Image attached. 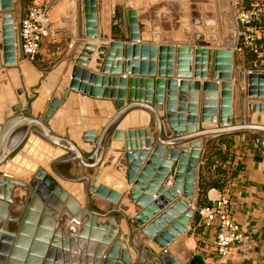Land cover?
<instances>
[{"label": "crops", "instance_id": "obj_1", "mask_svg": "<svg viewBox=\"0 0 264 264\" xmlns=\"http://www.w3.org/2000/svg\"><path fill=\"white\" fill-rule=\"evenodd\" d=\"M19 1L20 5L7 13L10 14V16L8 15L11 20L9 25L5 26L4 19L0 17V46L2 45V48L0 47V128L8 118L27 111L30 115L42 119L49 104L48 100L60 99L69 90L73 67L79 66L96 76L93 85L95 94L85 95L77 91H70L54 114L55 116L53 115L51 124L56 132L60 133L63 129L71 128L74 132L80 131L83 138L85 136L86 139H90L117 110L114 101L119 97L114 100L99 96V93L104 89L101 84L104 77L109 80V88H118L113 83L114 79L117 81L119 78L126 77L129 81L134 80L133 85L127 87V93L122 97L125 103L129 101V92H132L138 100H144L149 97V90L152 91V103L154 97L166 99L167 82L170 79L177 80V78L175 75H160V71L163 69L164 71L172 70L173 74L175 72L173 59L171 68L160 66L162 61L160 56L162 54L169 56L170 54L168 51L161 50L163 46L175 48V52L171 53L172 56H177L176 50L179 46H189L195 50L205 51L206 53L199 56L196 53L193 55V75L187 80L195 81L201 87L204 82L208 81L220 84V97L222 94L221 84L224 81L212 79L210 67L213 54L209 58V53L217 48L233 51L235 64L230 82L233 84V90L236 91L235 98L238 101L236 111L238 114L245 113L246 122L255 120L256 115L260 114L264 124V111L256 110V112L249 108L251 104H263L264 100L249 97L247 82L239 80L242 70L246 72V75L250 72L264 74V56L258 54L262 59L258 65L255 60H247V52L245 53L240 47L239 31L243 27L236 16L238 8L248 9L244 7L245 3L250 2L251 7L256 0H37L40 4L49 6L51 25L55 34L41 45L36 58L30 63L23 58L20 46L18 24L26 12L22 6V0ZM260 1L264 3V0ZM176 4L180 5V15L175 20H171V6ZM205 14L217 26L202 29ZM164 21H174L177 29L172 33L164 30ZM193 23L197 29L190 30L191 27H195L192 26ZM257 23L261 24V27ZM256 25L259 30L257 42L262 48L264 46V12ZM4 26L8 29H5ZM197 33L203 37L197 39ZM211 35L215 36L217 40H209L208 36ZM133 36H137V39H133ZM197 58L199 59L196 60ZM203 58H206V61ZM163 61L168 62V60ZM198 65L201 69H197ZM203 65L206 66L205 70L202 69ZM196 72L206 73L207 76H197ZM150 83L152 87H149ZM201 87H199L200 94ZM118 90L121 89L118 88ZM32 95L35 96V99L32 102H25L24 98H29ZM241 102L244 105H241ZM16 103L21 105V110L13 109ZM166 113L164 108L162 117H165ZM174 114L177 119L187 120V125L197 124L201 128L199 116L182 114L177 111ZM56 115L59 117L65 115L66 119L57 120L58 116ZM20 125L21 122L14 123L8 128L9 140H12L14 135L21 130ZM55 125L57 127H54ZM77 126H81L82 129L78 130ZM206 126L215 127L213 124ZM118 128L123 131L128 129L146 130L147 134L142 138L136 137L135 140H145L150 141L151 144H157L153 117L146 110H133L124 118ZM162 133L165 138H174L168 123L163 126ZM261 136L262 133L257 131L234 133L231 146L234 164L240 162L243 164V170L228 187L223 190L213 188L207 192L209 203L219 198L225 191L229 192L232 199L231 215L241 225L248 240L244 244L234 245L225 261L218 260L214 254L216 226L202 224L196 203V215L191 220L188 231L167 246V250L177 264H190V260L194 256L202 258L201 264H264V147L260 143ZM68 137L86 153L90 154L93 151L95 146L91 143L93 141H89L88 146L91 149H87L77 139L72 136ZM125 140L123 138L112 141L110 138L101 165L94 168L95 176L101 178L105 174H110L113 165L117 164L120 169L118 177H120V173H124L126 179L130 166L134 165L132 180L136 179L140 171L137 162L143 166L148 160L152 148L128 151L125 148ZM188 145L185 143L176 148L181 150ZM172 148L174 147L166 146L168 152ZM48 150H52L53 153L50 151L45 157L41 152H38L36 157L38 159L40 155L44 156L43 160H40L44 165L49 164L50 159L58 154V151L50 146L47 147L46 151ZM136 152L137 154H135ZM127 154L131 156L127 158ZM168 154L165 153V160ZM26 164L29 167L31 164L30 168H33V161H28ZM83 171L86 173L87 170ZM171 173L169 172V174ZM14 194L19 195L15 189H13L12 197ZM181 197L182 192L179 191L178 198ZM130 204L132 206L126 205L128 211L124 213L126 217L121 220L119 238L120 233L123 236H129L128 231L123 230L124 225L128 224L126 220L131 218L133 220L129 211L133 209L134 215L141 210V207L135 202L132 201ZM20 209L21 206L18 212ZM7 212L11 213L9 207ZM4 220L0 223V229L9 231L13 229L9 225V220L7 221L6 218ZM180 249L182 253L178 254Z\"/></svg>", "mask_w": 264, "mask_h": 264}, {"label": "water", "instance_id": "obj_2", "mask_svg": "<svg viewBox=\"0 0 264 264\" xmlns=\"http://www.w3.org/2000/svg\"><path fill=\"white\" fill-rule=\"evenodd\" d=\"M13 7L14 0H0V17L4 19L5 26L11 21L10 14L7 13ZM5 26L4 28L8 29ZM18 29L20 32V22ZM202 37L196 34L197 39ZM208 38L211 41L216 40L213 35ZM133 39L136 40L137 36H133ZM0 47L2 48V45ZM161 50L168 51L170 54L160 56L162 60L160 66L171 68L173 59L175 72L173 74L172 70L164 71L163 69L160 75H175L178 80L170 79L167 82L166 99L154 97L152 103V91L149 90V97L144 100H138L132 92H129V101L125 103L122 97L127 93V87L133 85L134 80L129 81L126 77L119 78L117 81L114 79L113 83L121 89L119 91L118 88L108 87V78L102 79L101 84L104 89L99 96L114 100L119 97L120 100L114 101L117 110L102 128L97 133L95 132L97 136L94 134L90 139L84 136L88 141L95 140V146L90 154L83 151L68 136L56 132L50 126L51 121H47L54 108H58L64 102L70 91L85 95L95 94L93 85L96 76L79 66L73 67L69 90L60 99L51 100L42 119L30 115L27 111L8 118L2 125L3 127L0 128V190H3L0 194V215H4L7 220L16 221L17 226L10 231L0 229V238L1 236L5 238L0 245V264H125L131 261L125 241L118 238L121 225L114 213L119 212L125 218L121 210L112 209L105 213L91 210L89 202L83 205L43 165L36 167L28 184L1 170L5 162L32 132L43 138L49 145L68 153L50 162L49 168L66 181L84 183L88 201L91 177L88 174L67 177L56 169L57 163L75 161L86 170L97 168L103 161L110 138L112 141L125 138V148L128 151L151 147V154L145 164L140 166L141 164L137 162L140 171L136 179L132 180L134 165L130 166L126 175V182L132 185L129 189V199L141 207V210L134 215L136 221L134 225L137 228L140 227L147 238L154 240L164 249L158 256L160 264H177L165 247L185 231L187 226L189 227L196 215L199 167L206 142L221 134L257 131L262 133L260 143L264 147V124L260 114L250 122L237 123L232 119L233 84L230 79L235 64L233 51L217 48L209 53V58L213 54L210 67L212 79L224 81L221 84L220 97L218 83L208 81L204 82L201 87L197 82L187 80L193 75V55L196 53L199 56L206 53L205 51L195 50L189 46H179L176 50L177 56H172L171 53L175 52L174 47L163 46ZM22 56L25 59L24 54ZM163 60H168V62ZM203 60L206 61V58ZM196 67L201 69L199 65ZM205 68L206 66L203 65L202 69L205 70ZM196 75L207 76L206 73L200 72H196ZM239 80L247 82L248 95L264 98V74L250 72L246 75V72L242 70ZM149 87H152V84ZM199 87L202 89L201 94ZM249 107L252 111H264V103L251 104ZM164 108L167 113L165 117H162ZM13 109L21 110V105L16 103ZM137 109L146 110L153 117L157 144L135 140L136 137L142 138L147 134L146 130L123 131L118 128L124 118ZM175 111L199 116L201 128L197 124L187 125L185 119H177ZM19 122H21V130L14 135L12 140H9L8 128ZM166 123L170 126L174 138L168 139L163 136V126ZM211 124L215 127L206 126ZM185 143L189 145L181 150L176 148ZM166 146L174 148L168 152ZM166 152L169 154L165 160ZM126 156L129 158L131 155ZM83 185L82 189H84ZM15 187H26L27 193L18 214L11 217L7 209L13 201L12 192ZM179 191L182 192L181 198H178ZM155 195L159 198L156 199ZM156 214L158 216L153 218Z\"/></svg>", "mask_w": 264, "mask_h": 264}, {"label": "rangeland", "instance_id": "obj_3", "mask_svg": "<svg viewBox=\"0 0 264 264\" xmlns=\"http://www.w3.org/2000/svg\"><path fill=\"white\" fill-rule=\"evenodd\" d=\"M16 2L14 3V7L13 9H11L10 11L14 10V8L16 9V7H18L20 5V1L19 0H15ZM180 5L176 4L174 6H171V13H170V18L171 20H175V18L178 17V15H180V11H179ZM181 10V8H180ZM207 14H205L203 16V26H201V28L206 29L205 27H210V26H217L214 23L210 22V18H208V16H206ZM192 26H195L194 23ZM197 29V26L195 27H191L190 30ZM163 29L167 30L169 32H173V30L177 29V26L175 25L174 21L171 22H163ZM217 40V39H216ZM30 63V62H29ZM235 93L236 91H234L232 89V93H231V114H232V119L234 122L237 123H244L246 122V117L245 113H237V106H238V101H236L235 98ZM248 95V93H247ZM249 97H253L248 95ZM256 98V97H254ZM35 99V96H29L25 97L24 100L25 102L28 101H33ZM260 100H264V98H258ZM240 101V100H239ZM19 102V101H18ZM49 104L48 107L50 105L51 100H48ZM241 105H244L242 102L240 103ZM253 105H259V103L257 104H253ZM47 107V109H48ZM60 107V106H59ZM58 108H54L53 113L47 118V121L50 122L51 120H53V115L56 113V111L59 109ZM250 108V107H249ZM55 116V115H54ZM58 116V115H56ZM44 117V114H43ZM66 119L65 115H62L61 117L58 116L57 120L59 119ZM56 119V118H55ZM52 122V121H51ZM50 122V123H51ZM55 124V123H54ZM51 127H53V124L50 125ZM54 127H57L56 125ZM63 128H65L64 126H62ZM78 130H81L82 127L77 126ZM57 129V128H56ZM98 131V130H97ZM72 131V129L70 128H66L63 129L60 134L65 135V136H72L73 138L77 139L80 144L87 149H91L88 146L89 141L86 140L85 138H83V136L81 135V132H74ZM97 133V132H96ZM95 133V135H96ZM82 136V137H81ZM97 136V135H96ZM96 138V137H95ZM92 144L95 145V140H93V142H91ZM52 147L53 149H55V151H58V154L53 156L49 163L56 160L57 158H61L63 156H65L66 154H68L67 152H63L60 150V148L57 147H53L51 145H49V143H47L43 138H41L40 136H38L36 133L32 132V134L27 137L25 139V141L23 142V144L20 146V148L15 151L12 155L11 158H9L5 164L2 166L1 170H3V172H7L13 176L18 177L21 181L25 182V183H29V179L30 176L34 173V171L36 170V167L39 165H43L45 166L42 162H40V160H43V156H41L39 159H37V155L38 152H41L42 155H45L46 157V153L45 152L47 150V147ZM37 151V154H36ZM43 151V152H42ZM52 151V150H50ZM48 151V152H50ZM53 153V151H52ZM104 159V158H103ZM39 160V161H38ZM47 160V159H46ZM28 161H33L34 165L36 166L34 169L30 168V167L26 164ZM36 161H37V165H36ZM68 166V169L73 170L71 171L70 174H65V176L67 177H76V176H80L81 172H83L82 174H86L88 172V175L91 177V182H90V188H89V201L87 200V195L85 192V188H84V183H75V182H69L64 180L63 178H61L59 175H57L53 170H51L48 167L45 166L46 168L49 169V172L52 173L55 178L57 180H59L62 184H64L67 189L73 193L75 195V197H77L82 203L83 205H86L87 202H89V206L90 209L98 212V213H105L108 212L112 209H118L121 210L123 212V214L125 212L128 211L127 206H132L130 203L132 202L129 199V189L131 188V184H127L124 173H120V177H118V173L120 171L119 167L117 164L113 165L112 169L110 170V174H105V176H102L101 178H97L94 175V169H89L87 171H85L86 173H84L83 170H85L84 168H81L79 166V164L75 161H70L68 163L65 162H59L56 164V169L61 172V168L63 166ZM105 168V167H104ZM122 170V167H120ZM62 173V172H61ZM82 185L83 188L82 189ZM76 186V188L79 189V191L74 192V189L72 190L71 187ZM15 192L19 193L18 194H14V196L12 197V202L9 206L10 208V213L9 215L11 217H14L16 214H18V209L19 207L22 205V203L25 200V195L27 193V188L26 187H15ZM1 192V190H0ZM81 196H79L80 194ZM133 209H131L129 212H131V216H133V220L132 218L127 221V226L126 224L123 227V230L125 232L128 231V235L129 237L123 236L120 233V239L122 241H125L126 245H127V250L131 256V261H128L125 264H160V261L158 259V256H160V252H162L164 249L161 248L156 242H154V240L147 238L143 232L141 231L140 227H135V220H134V215L137 213H134L133 215ZM162 212V210H161ZM115 217L119 219L120 224H121V220L124 219L123 215H121L119 212H115L114 213ZM156 216H158V214L154 215L153 218H155ZM152 218V219H153ZM5 216H0V223L5 221ZM151 219V220H152ZM8 221V220H7ZM150 222V220H149ZM9 225H11L10 227L15 228L16 225V221L14 220H9ZM143 227V226H141ZM171 227H169L170 229ZM188 226L186 227L185 231H183L181 234L186 233L188 231ZM179 235V236H180ZM178 236V237H179ZM185 236V235H184ZM183 236V238H184ZM177 237V238H178ZM119 238V237H118ZM176 239V238H175ZM172 243V242H171ZM171 243L167 244L170 245ZM150 247H149V246ZM167 246L165 247L167 250ZM167 252L169 253V251L167 250ZM182 253L181 249L178 252V254ZM113 264H119V263H113Z\"/></svg>", "mask_w": 264, "mask_h": 264}, {"label": "built area", "instance_id": "obj_4", "mask_svg": "<svg viewBox=\"0 0 264 264\" xmlns=\"http://www.w3.org/2000/svg\"><path fill=\"white\" fill-rule=\"evenodd\" d=\"M264 12V3L256 0L248 9H237V19L243 28L239 31L245 47L258 51V26ZM55 34L50 20V8L32 0L25 15L20 21L21 49L26 61L33 62L40 51L41 45ZM264 56V46L258 51ZM232 199L228 191L209 205L198 209L202 224L216 226L214 254L218 260L225 261L234 245L244 244L248 236L241 225L231 215Z\"/></svg>", "mask_w": 264, "mask_h": 264}, {"label": "trees", "instance_id": "obj_5", "mask_svg": "<svg viewBox=\"0 0 264 264\" xmlns=\"http://www.w3.org/2000/svg\"><path fill=\"white\" fill-rule=\"evenodd\" d=\"M32 0H22V6L26 12ZM245 8H250V2L245 3ZM24 12V13H25ZM260 23V22H259ZM257 23L259 27L261 24ZM240 47L245 51L247 60H252L260 65L262 59L258 56L261 46L257 42L258 51L245 47L243 39L239 40ZM36 58V57H35ZM257 66V65H256ZM234 133L221 134L209 139L204 147L199 167L197 208L209 205L207 201V192L216 188L223 190L228 187L243 170V164L236 162L234 164V154L231 150ZM202 258L194 256L190 264H201Z\"/></svg>", "mask_w": 264, "mask_h": 264}, {"label": "bare ground", "instance_id": "obj_6", "mask_svg": "<svg viewBox=\"0 0 264 264\" xmlns=\"http://www.w3.org/2000/svg\"><path fill=\"white\" fill-rule=\"evenodd\" d=\"M16 25V24H15ZM14 32H16L15 30H14ZM18 45V44H17ZM31 68V67H30ZM26 69V68H25ZM16 78H18V77H16ZM10 81V80H9ZM16 81V80H15ZM220 85V84H219ZM21 86V85H20ZM19 86V87H20ZM16 89V88H15ZM17 91H18V89H17ZM22 92V91H21ZM19 94V93H18ZM19 100V99H18ZM17 101V100H16ZM23 107V106H22ZM127 122V121H126ZM48 151H50V150H48ZM48 151H45V152H47L46 154H48L49 152ZM42 156V155H41ZM40 156V157H41ZM45 156V155H44ZM43 156V157H44ZM42 158V157H41ZM39 159V158H38ZM31 165V164H30ZM48 165L49 164H46L45 166H47L48 167ZM35 168V166L33 165V168L32 169H34ZM48 169V168H47ZM99 178V177H98ZM28 184V183H27ZM28 186V185H27ZM72 188V190L74 189V192H77V191H79V189L78 188H76V186H73V187H71ZM2 190L3 189H1V192H2ZM1 192H0V194H1ZM80 194V193H79ZM79 196H81V194L79 195ZM5 238H3L2 236H1V238H0V245L5 241L4 240Z\"/></svg>", "mask_w": 264, "mask_h": 264}, {"label": "flooded vegetation", "instance_id": "obj_7", "mask_svg": "<svg viewBox=\"0 0 264 264\" xmlns=\"http://www.w3.org/2000/svg\"><path fill=\"white\" fill-rule=\"evenodd\" d=\"M27 137H28V136H27ZM25 139H26V138H25ZM25 139H24V141H25ZM24 141H23V142H24ZM22 144H23V143H22ZM22 144H21V145H22ZM21 145H20V146H21ZM20 146H19V148H20ZM19 148H18V149H19ZM18 149H17V150H18ZM17 150H16V151H17ZM12 155H13V154H12ZM11 157H12V156H11ZM11 157H10V158H11ZM65 163H68V162H65ZM71 171H73V170L68 169V166H66V165L63 166V167L61 168V172H62L63 174H70ZM72 173H73V172H72ZM72 173H71V174H72ZM82 173H83V172H82ZM82 173H81L80 175H84V174H82Z\"/></svg>", "mask_w": 264, "mask_h": 264}]
</instances>
